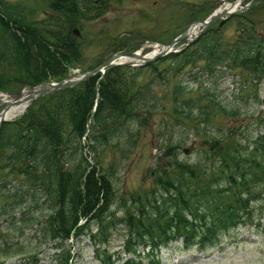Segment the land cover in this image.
I'll return each mask as SVG.
<instances>
[{
  "label": "trees",
  "instance_id": "obj_1",
  "mask_svg": "<svg viewBox=\"0 0 264 264\" xmlns=\"http://www.w3.org/2000/svg\"><path fill=\"white\" fill-rule=\"evenodd\" d=\"M105 1L0 0V65L11 69L7 79L0 75V83L10 84L8 90L13 89L12 84L30 86L63 78L65 61H76L79 54V42L71 29L80 20L99 15ZM39 7L41 19L37 18ZM92 9L97 13L87 16ZM246 13L232 16L238 33L230 40L222 37L220 25L205 29L183 50L169 54L166 59L173 68L156 70L157 61L134 68L109 66L101 75L38 98L21 116L1 126L0 156L11 138L13 152L7 164L12 165L9 170L18 179L1 195L0 264L13 256L36 263L35 250L40 243L35 249L20 251V243L11 244L6 238L14 226L21 228L28 223L40 227L42 242H54L52 264L73 263L71 250L80 235L88 239L100 264H115L106 246L110 231L119 226L126 233L120 250L130 256L122 264H141L144 250L150 256L148 264H157V248L174 238H181L185 248L193 245L204 249L221 233L259 224L264 211V188L260 189L264 186V117L258 118L262 131L246 144L212 134L209 124L215 111L224 108L213 94L224 70L239 68L245 72L242 85L264 81V35L255 31ZM187 67H197L204 78L194 88L181 84L179 78L173 81L169 115L173 126L189 120L190 129L196 135L201 132L204 146L195 149L198 153L193 161H181L175 156L179 143H165L166 165L158 167L155 187L143 197H131L132 207L124 202L115 204V208L124 207L119 216L115 215L116 210H111L112 170L100 169L98 156L106 145L118 143L116 146L125 150L133 146L135 139H129L127 126L138 128L139 111L153 98L157 100L154 78L175 76ZM146 68L155 74L138 82L136 78ZM193 91H197L194 97L190 95ZM84 128L92 132L85 135L90 140L88 147L96 153L90 164L81 151L74 155L75 148L82 147ZM2 188L5 190L4 183ZM7 199L10 201L3 202ZM37 209L42 212L34 214ZM37 217L45 220L39 223ZM139 247L147 248L139 252Z\"/></svg>",
  "mask_w": 264,
  "mask_h": 264
},
{
  "label": "rangeland",
  "instance_id": "obj_2",
  "mask_svg": "<svg viewBox=\"0 0 264 264\" xmlns=\"http://www.w3.org/2000/svg\"><path fill=\"white\" fill-rule=\"evenodd\" d=\"M247 1L241 0L239 4L243 5ZM220 3L221 0H106L102 4L103 8L99 15L78 22L79 24L74 27L77 34L73 33V29L71 30V35L79 42V54L76 55V61H65V63L67 62L65 76L95 66L101 60L115 53L114 48L125 46L116 52L133 49L140 53L147 52L151 42L163 43L170 40L182 31L189 21L202 19ZM222 6L221 4L219 7ZM41 9L42 7H39L37 12L39 19L43 17ZM246 12L254 23L255 31L259 35H264V0H254ZM96 13L92 9L88 10L86 15L92 16ZM216 23L217 21L209 23L208 28H213ZM221 25V34L225 40H230L237 35L238 31L232 17L226 18ZM158 60L155 65L156 70L163 71L164 68L172 66V62L165 57ZM221 69L224 68L221 67ZM10 70L8 67L0 65V75H4L1 77L2 80L7 79V74L11 73ZM150 70V68H146L143 75L136 78L137 81H144L155 74ZM197 71V67H187L175 76L172 74H168L166 78L156 76L153 83V94L157 100L153 98L147 104V108H142L139 111L138 128L133 126L130 129L131 124L127 126L131 133L129 139H135V144L126 150L119 149L116 146L118 143L113 146L106 145L98 156L100 169L109 167L112 170L114 205L111 210H116L115 215L119 216L124 208L117 206L115 208V204L124 202L125 206L132 207L134 204L130 200L131 197L136 195L143 197L145 192L155 187L154 177L159 173L158 167L166 165L164 162L166 155L163 154L165 143L169 141L179 143L180 146L175 149V156L181 161H193L198 153V150L195 149L204 146L201 143V132L196 135L190 129L191 122L189 120H182L178 125L173 126L169 115V95L173 81L179 78L181 84L189 83L194 88L204 78V75H200ZM224 71L223 76L216 80V88L213 89L214 96L224 108H222L223 111L221 109L215 111L209 121L210 130H213L212 134L219 133L226 138L239 139L246 144L262 131L258 124V118L264 117V81L257 85H242L245 72L239 68ZM147 74L148 76H146ZM53 81L54 79L51 78L42 82ZM0 84V87L5 89L0 90L6 92L18 91L22 87H19V84H12L13 89L7 90L6 87L10 84L6 85L7 83H5L4 85L2 82ZM17 87L19 88L16 89ZM254 94L256 97L253 96ZM190 95L196 96L197 91H193ZM1 97H3L2 94H0ZM38 98L31 104L35 103ZM199 128H201V124H199ZM83 131L82 147L75 148L74 155H78L81 151L85 162L90 164L93 161V153L94 155L96 153L93 148L88 147L90 140L85 133L90 135L92 132H86V128ZM12 145V139L9 138L8 144L2 148V157L0 156V200L2 193L16 184L18 179V176H13V173L10 172L12 165L7 164L9 163L8 157L13 152ZM183 148L187 149L186 152L183 151ZM13 165L15 164L13 163ZM3 183L5 190L2 188ZM258 189L257 187L256 190ZM6 201H10V199L3 202ZM252 203L255 204V201ZM41 209L34 210L33 213L42 212ZM37 220L40 223L45 220V217H37ZM0 222H2L1 218ZM39 225L43 226V224ZM14 227L15 229L9 232L6 237L11 244L20 243L22 248L18 249L23 251L35 249V244L40 243V248L35 250L38 259L35 264L53 263L50 254L54 242L47 239L42 242L43 237L38 231L41 229L37 224L28 223L21 228ZM110 233L106 247L112 254V258L115 259L116 256L122 258L118 259L115 264H122L123 258L128 257L120 251L121 243L126 237L125 228L119 226L111 230ZM4 235L7 236V234ZM224 236L219 235L218 241L203 251L192 246L188 249L182 248L180 239H177L164 247L161 246L155 257L160 259L162 264H264V211L260 215L259 226L247 224L229 232L227 237ZM71 253L73 254L72 264H99L94 259L88 239L81 235L74 242ZM149 257L141 255L140 261L145 263ZM1 264H30V262L26 257L20 259L19 256H13L4 259Z\"/></svg>",
  "mask_w": 264,
  "mask_h": 264
},
{
  "label": "water",
  "instance_id": "obj_3",
  "mask_svg": "<svg viewBox=\"0 0 264 264\" xmlns=\"http://www.w3.org/2000/svg\"><path fill=\"white\" fill-rule=\"evenodd\" d=\"M253 0H249L247 4H245L242 8H237L235 10L229 11L225 8H223L221 11H214L210 13L204 20H196L191 21L186 26L185 30H183L180 34L177 35L176 38L172 39L170 42L160 45L156 44L154 45L155 48H157L156 52H152L151 54H140L139 52H119L112 54L108 58L104 59L100 63L96 64L95 66L91 67L90 69H87L81 73H75L70 76H67L66 78H63L59 81L55 82H47V83H40L34 87H26L16 93L13 94H6L3 95V97H9V100L4 101L3 97L0 98V104H3V108L0 110V124L5 120L4 116H2L3 110L7 109L10 105H19L21 104V112L28 104H30L34 99L37 97L43 96L49 92L60 90L63 88H67L73 85H76L79 82H82L83 80L91 77L92 75L100 72L102 73L105 67H108L112 64H120L123 62H118L117 60L119 58H129V60L135 59L136 63L132 62H126V64H129L131 66H135V64L138 63V61L148 62L153 59H155L158 56L164 55L169 48L176 43L179 40L190 41L193 38H195L198 34H200L203 29L212 21H214L217 18H220L221 16H229L233 13H237L238 11L246 9ZM233 4V1H231L230 5ZM194 25L197 27V32L193 35H189L188 29ZM73 32L77 34L76 30L73 29ZM140 64V63H138ZM187 149L183 148V151L186 152Z\"/></svg>",
  "mask_w": 264,
  "mask_h": 264
},
{
  "label": "bare ground",
  "instance_id": "obj_4",
  "mask_svg": "<svg viewBox=\"0 0 264 264\" xmlns=\"http://www.w3.org/2000/svg\"><path fill=\"white\" fill-rule=\"evenodd\" d=\"M222 5L226 6L227 4L225 3ZM220 8L221 7H219V9ZM194 30H195V28L191 27L190 31L193 32ZM124 59L125 58H121L120 60H124ZM18 109H19V105H10L7 109L3 110L2 116L11 118V117L15 116L14 114L18 111Z\"/></svg>",
  "mask_w": 264,
  "mask_h": 264
}]
</instances>
